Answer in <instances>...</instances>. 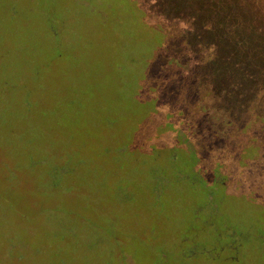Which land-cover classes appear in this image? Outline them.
<instances>
[{"label":"rangeland","instance_id":"obj_1","mask_svg":"<svg viewBox=\"0 0 264 264\" xmlns=\"http://www.w3.org/2000/svg\"><path fill=\"white\" fill-rule=\"evenodd\" d=\"M222 1L0 0V264H264V28Z\"/></svg>","mask_w":264,"mask_h":264},{"label":"trees","instance_id":"obj_2","mask_svg":"<svg viewBox=\"0 0 264 264\" xmlns=\"http://www.w3.org/2000/svg\"><path fill=\"white\" fill-rule=\"evenodd\" d=\"M228 1V2H227ZM224 4H228V6L223 7L222 10V15L223 16H230L234 20H243L250 18L251 21L253 20L254 22H257L259 25L263 24L264 28V0H225L222 1ZM255 23V24H257ZM257 24V25H258ZM256 25V26H257ZM189 147L191 144L186 143ZM12 236L9 235L7 239L11 241L12 245H16V239L13 241ZM16 251V248L14 249ZM9 257H10V252H9Z\"/></svg>","mask_w":264,"mask_h":264},{"label":"flooded vegetation","instance_id":"obj_3","mask_svg":"<svg viewBox=\"0 0 264 264\" xmlns=\"http://www.w3.org/2000/svg\"><path fill=\"white\" fill-rule=\"evenodd\" d=\"M7 237H9L8 235L6 236V242L4 243L3 241V236L0 235V247L2 250H5L7 247H10L12 254L15 252L14 249L16 248V246H13L11 243V241H9V239H7ZM15 237L13 238L14 241ZM21 240V239H20ZM1 244H4V246L2 247ZM16 244L18 245V240H16ZM12 254L10 255V258L12 257ZM10 263V260H7V264Z\"/></svg>","mask_w":264,"mask_h":264}]
</instances>
